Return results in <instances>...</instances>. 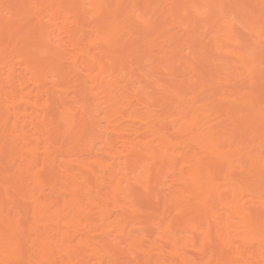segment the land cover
Listing matches in <instances>:
<instances>
[{
  "label": "bare ground",
  "instance_id": "1",
  "mask_svg": "<svg viewBox=\"0 0 264 264\" xmlns=\"http://www.w3.org/2000/svg\"><path fill=\"white\" fill-rule=\"evenodd\" d=\"M262 0H0V264H264Z\"/></svg>",
  "mask_w": 264,
  "mask_h": 264
},
{
  "label": "snow or ice",
  "instance_id": "2",
  "mask_svg": "<svg viewBox=\"0 0 264 264\" xmlns=\"http://www.w3.org/2000/svg\"><path fill=\"white\" fill-rule=\"evenodd\" d=\"M264 2V0H262ZM262 28H264V19H262Z\"/></svg>",
  "mask_w": 264,
  "mask_h": 264
}]
</instances>
